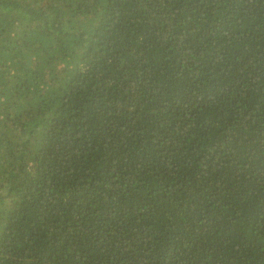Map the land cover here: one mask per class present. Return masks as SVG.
<instances>
[{
  "label": "trees",
  "instance_id": "16d2710c",
  "mask_svg": "<svg viewBox=\"0 0 264 264\" xmlns=\"http://www.w3.org/2000/svg\"><path fill=\"white\" fill-rule=\"evenodd\" d=\"M0 264H264V0H0Z\"/></svg>",
  "mask_w": 264,
  "mask_h": 264
}]
</instances>
